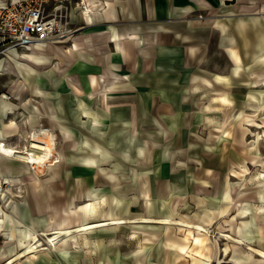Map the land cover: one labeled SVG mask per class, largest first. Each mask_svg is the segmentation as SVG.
I'll return each mask as SVG.
<instances>
[{"label": "crops", "instance_id": "0c3cea01", "mask_svg": "<svg viewBox=\"0 0 264 264\" xmlns=\"http://www.w3.org/2000/svg\"><path fill=\"white\" fill-rule=\"evenodd\" d=\"M64 11L60 40L32 47L43 52L25 68L33 89L9 85V99L0 95V140L19 148L32 129L46 127L64 156L56 168L33 171L40 183L24 171L8 173L7 201L0 197V264H111L113 233L127 241L121 231L128 225L79 227L129 219V193L161 189L155 180H138L151 173L97 168L107 140L217 123L213 115L231 105L220 96L227 92L234 101L233 83L256 72L259 50L264 62V6L256 0H69ZM3 59L6 79L9 62L18 68V60Z\"/></svg>", "mask_w": 264, "mask_h": 264}, {"label": "rangeland", "instance_id": "374dc122", "mask_svg": "<svg viewBox=\"0 0 264 264\" xmlns=\"http://www.w3.org/2000/svg\"><path fill=\"white\" fill-rule=\"evenodd\" d=\"M261 39L259 36L258 43ZM32 51L37 50H20L16 56L18 68L9 62L7 80L0 77V93L7 92L9 85L13 90H21L16 80L17 71L22 67L30 68L32 64L25 62L22 54ZM258 53L262 52L258 51L255 59L257 73L264 70V62H258ZM3 63L4 59L0 58V66ZM255 73L251 76L243 73L233 83V104L225 108L223 114L213 115L217 123L197 124L178 131L159 129L154 137L141 131L138 141L130 136L107 140L110 145L104 146L105 152L101 154L106 160L97 168L124 170L130 174L140 171L145 176L151 173L154 178L138 180H155L161 189L155 195L129 193V216H162L172 222L122 223L128 225L121 231L128 240H120V231L113 233L118 240L111 264H150L152 260L157 264H264V258L248 248L253 245L264 249V89L251 84ZM37 129L43 130L28 136L19 149H26L32 138L44 143H51L54 138L53 156L47 163L33 165L14 156L0 155L4 157H0V174L4 175L3 180L9 179L5 184L13 181L8 173L14 170L27 172L40 183L33 172L35 169L49 170L60 165L64 156L58 150L55 134L46 127L34 128L30 133H37ZM2 184L0 197L7 201L8 190ZM145 195L149 200H145ZM56 212L51 214L53 219L58 217ZM2 213L0 208V219ZM5 213L8 217L7 210ZM182 220L202 223L207 232L181 226L177 222ZM222 234H229L231 238ZM149 236L152 239L145 241ZM168 238L185 247L169 244ZM1 244L0 238V247ZM141 244L148 247L139 251ZM208 244H212V248L208 249ZM2 258L0 255V260ZM12 259L9 263H13ZM72 260L68 264H74Z\"/></svg>", "mask_w": 264, "mask_h": 264}, {"label": "built area", "instance_id": "2783aa9c", "mask_svg": "<svg viewBox=\"0 0 264 264\" xmlns=\"http://www.w3.org/2000/svg\"><path fill=\"white\" fill-rule=\"evenodd\" d=\"M67 1L0 0V58L17 56L36 41L60 40L68 23Z\"/></svg>", "mask_w": 264, "mask_h": 264}, {"label": "bare ground", "instance_id": "6f19581e", "mask_svg": "<svg viewBox=\"0 0 264 264\" xmlns=\"http://www.w3.org/2000/svg\"><path fill=\"white\" fill-rule=\"evenodd\" d=\"M256 5H257V8L261 9L264 6V3L262 4L259 0H256ZM40 42H43V41H36V42H34L30 46H28V49L29 48H32L35 44L40 43ZM37 47L38 48H42L39 45ZM42 54H43V52H40V51H32L30 53L22 54V57L26 59L25 62H27V63H36V61H40V57H41ZM262 71H264V70H262ZM259 72H261V71H259ZM17 74L18 75H17V79L16 80H17V83L19 84V87L21 88V90L23 92H26V91L30 90V87H33L34 86L33 80H32V78H28V76L26 74V71H25V68H23V67L20 68V70L17 71ZM251 84L253 86L255 85V86L259 87V88H263L264 89V78L257 77L256 79H254V80L251 81ZM6 97L7 98L10 97V95L7 93V96ZM220 100L223 101V103H225V104H232L233 103V100L229 97V94L227 92L223 93L220 96ZM7 103H8V101H6V102L4 101L1 104L2 105H6ZM262 107H264V106H262ZM42 130L43 129H37V133L36 132H34L33 134L30 133V135H34L35 136V134L41 133ZM54 148H55V140H54V138L51 139V143H44V142L39 141L36 138H32L31 143L29 145H27L26 149H19V148L13 147V146H8V145L5 144L4 141L0 140V155L7 156V157L14 156V157H17V158H20V159L24 160L25 162L33 163V165L34 164L47 163L49 161V159L54 154L53 153L54 152ZM6 181H9V179L6 178L5 180H3V178H0V183H4ZM147 197L148 196L145 195V200L148 199ZM95 204L97 205V203H95ZM96 205H95V207H96ZM262 209H264V208H262ZM137 218H139V219H137ZM137 221H146V222H148V221L149 222L150 221H158V222L172 223L170 219H168L166 217H162V216H153L152 217V216H147V215L146 216L145 215H141V216L139 215V217L135 216V217L129 218V219H126V218L121 217V216H116V217H111V218H109L107 220L93 222V223H90V224H84V225L80 226L79 229H91L93 227H97V226H101V225H108V224L121 225L122 223H126V222H137ZM177 223L179 225H181V226L193 228V229H196L198 231L207 232L206 226H204L202 223H194V222L183 221V220L180 221V222H177ZM134 234H136V233H134ZM222 235L225 236V237H227V238H231V236L229 234H222ZM54 236H50L48 238V240L55 241ZM149 239H152V236L145 237V241H147ZM35 240L37 241L38 240V237L35 238ZM137 240H139V239H137ZM166 241L169 244H171V245H176V246L181 247V248H184L185 247L184 245H181L179 242H176L175 240H173L171 238H168ZM237 241H239V240H237ZM33 247L34 246L30 243L29 244V248L27 249V251L28 252L29 251H32ZM36 247H37V244L35 245V248ZM146 247H148L147 244H141L140 247L137 250L140 251V250H143ZM207 248L208 249L212 248V244H208L207 245ZM248 248L251 251H253V252L261 255L264 258V249L259 248V247H256V246H253V245H249ZM22 255H24V254H21V256ZM149 255L150 254H148L147 256L149 257ZM14 259L15 258H13L12 260H14ZM207 260H209V257H207ZM150 264H157V263H154L153 260H152V261H150Z\"/></svg>", "mask_w": 264, "mask_h": 264}]
</instances>
